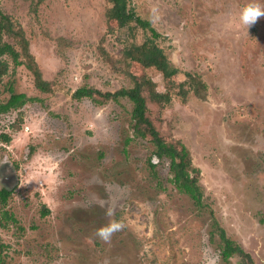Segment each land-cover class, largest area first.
<instances>
[{
  "label": "rangeland",
  "instance_id": "obj_1",
  "mask_svg": "<svg viewBox=\"0 0 264 264\" xmlns=\"http://www.w3.org/2000/svg\"><path fill=\"white\" fill-rule=\"evenodd\" d=\"M128 2L159 38L119 27L107 17L106 0H0L25 32L43 79L52 83V92H41L31 72L2 57L9 71L0 104L10 98V87L30 101L19 112L0 113V176L6 164L16 178L13 188L8 184L7 204L0 203V259L250 264L239 255L222 259L223 229L253 264H264V17L248 29L240 23L253 0ZM147 36L179 71L169 79L147 74L170 97L160 112L167 141L182 142L200 171L201 208L176 190L170 161L133 137L127 98L103 106L72 98L82 87L103 93L133 87L144 69L129 65L123 53ZM185 73L202 80L206 98L180 95ZM112 220L125 227L105 242L96 231Z\"/></svg>",
  "mask_w": 264,
  "mask_h": 264
},
{
  "label": "trees",
  "instance_id": "obj_2",
  "mask_svg": "<svg viewBox=\"0 0 264 264\" xmlns=\"http://www.w3.org/2000/svg\"><path fill=\"white\" fill-rule=\"evenodd\" d=\"M110 8L107 17L117 22L121 28L135 26L142 31H150L153 38H159L157 31L150 21H144L138 17L130 7L128 0H106ZM133 28V27H131ZM10 40L19 46L20 51L10 44ZM2 57H10L16 67L24 66L34 76L35 86L43 93L52 92V83L43 79L34 56L29 49V41L21 27L16 28L11 18L4 14L0 7V84L9 69L6 61ZM24 58V61L21 60ZM124 60L131 65L134 62L143 67V75L134 77V86L128 89L122 88L118 91L103 93L93 87H82L73 93L72 98L81 101L91 100L97 106H103L109 101L118 102L120 98H127L133 106L129 129L134 138L147 140L154 146V156L170 161V171L173 175L172 183L176 190L192 200L196 206L203 207V194L199 188L200 171L196 169L192 162V157L187 147L180 141H167L168 131L163 128L161 110L170 102L167 93L158 91L157 83L148 77L147 71H154L162 79H169L176 76L179 71L170 65L168 57L163 50L147 36L141 45L133 44L126 48L123 53ZM186 80L180 85V95L185 99L189 92L200 98H206L207 88L202 80L193 74L185 73ZM10 98L6 103L0 104V113L20 111L28 101L26 95L17 94L13 88H9ZM21 123V115L12 127L15 129ZM5 143H9L11 138L1 135ZM131 139H127L129 143ZM152 167L154 165L150 163ZM12 192L8 188L0 189V203L5 206ZM48 210H44L43 215H47ZM220 238L223 243L221 257L228 261L234 255H239L253 264L251 256L245 253L238 245L226 237L225 231L220 230ZM0 264L3 261L0 259Z\"/></svg>",
  "mask_w": 264,
  "mask_h": 264
},
{
  "label": "clouds",
  "instance_id": "obj_3",
  "mask_svg": "<svg viewBox=\"0 0 264 264\" xmlns=\"http://www.w3.org/2000/svg\"><path fill=\"white\" fill-rule=\"evenodd\" d=\"M261 17H264V5L253 0V2H250L242 9L239 20L240 23L248 29ZM113 214L114 212L112 209L106 212L107 216H112ZM124 227L125 225L122 222L112 220L108 225L97 229L96 235L101 240L108 242L116 232L123 230Z\"/></svg>",
  "mask_w": 264,
  "mask_h": 264
},
{
  "label": "flooded vegetation",
  "instance_id": "obj_4",
  "mask_svg": "<svg viewBox=\"0 0 264 264\" xmlns=\"http://www.w3.org/2000/svg\"><path fill=\"white\" fill-rule=\"evenodd\" d=\"M4 168H5V170H4ZM4 168H3V171L1 172L2 176H0V178L2 177L1 178L2 183H3L2 185L5 188H9L8 184H11V188H13L12 185H14L16 183L15 172L12 169L8 168V166L6 164H5Z\"/></svg>",
  "mask_w": 264,
  "mask_h": 264
}]
</instances>
